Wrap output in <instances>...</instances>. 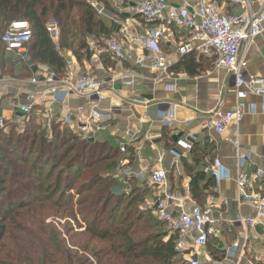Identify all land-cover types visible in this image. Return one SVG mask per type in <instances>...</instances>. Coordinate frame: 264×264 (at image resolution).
Here are the masks:
<instances>
[{
    "label": "trees",
    "instance_id": "trees-1",
    "mask_svg": "<svg viewBox=\"0 0 264 264\" xmlns=\"http://www.w3.org/2000/svg\"><path fill=\"white\" fill-rule=\"evenodd\" d=\"M92 1L109 4V0H0V37L15 20L27 21L32 31L27 62L8 58L0 41V72L27 79L32 75L29 64H42L60 78L66 64L56 47L70 51L80 64L89 60L87 40L109 38L114 32L92 8ZM48 18L56 22V41L46 31ZM196 66V57L190 53L172 69L194 73ZM31 115L24 118L27 126L22 133L14 135V127L9 133L6 128L0 132V152L7 159L6 167L0 163V264L186 263L178 259L175 239L165 224L141 208L147 187L131 181L124 185L127 191L113 193L122 159L119 147L85 139L56 120L48 134L45 125ZM191 150L195 159L205 152L196 145ZM201 176L191 177L192 197L199 203L196 187ZM74 179L81 182L75 191L60 192L59 182ZM53 219L69 222L64 225L65 234Z\"/></svg>",
    "mask_w": 264,
    "mask_h": 264
},
{
    "label": "crops",
    "instance_id": "crops-1",
    "mask_svg": "<svg viewBox=\"0 0 264 264\" xmlns=\"http://www.w3.org/2000/svg\"><path fill=\"white\" fill-rule=\"evenodd\" d=\"M171 1L179 7L183 2L194 4L197 0ZM218 1L223 13L243 11V7L237 3ZM250 6L253 12H259L264 9V0H250ZM118 13L114 11L104 18L114 31L112 36L118 37L119 25L113 23L110 17L126 21L138 33L145 30L140 20ZM187 39V34L176 30L173 39L161 43L174 77L171 81L155 82L153 73L141 71L130 62H114L113 66L105 67L103 62H94L93 59L80 65L70 51L60 50L59 54L65 61L66 69L72 67L82 73H93L105 83L106 99L99 104L105 129L89 133L87 138L107 141L117 147L127 144L130 155L122 154V159L126 158L125 161L136 170L146 168L145 173L158 168L165 170V185L148 189L144 204L151 206L163 194H168L172 199L171 207L181 205L187 211L194 206L211 207L213 219L216 220L215 234L206 247H191L185 258L178 257L187 264L192 258L198 264H264V230L238 220L239 217H254L255 210L249 199L240 198L237 193L234 180L236 152L231 145V141L237 139L248 154L242 168L248 177L258 168L264 170V100L252 94L248 96L245 113L237 129L230 126L221 136L201 130V123L207 116L233 108L236 103L234 82L229 72L216 68L211 59L204 57L196 58L197 66L192 69L194 73L184 69L174 71L172 67L183 57L177 54L176 49ZM11 56L18 59L13 54ZM245 58L246 73L264 78V25L261 34L246 47ZM29 69L32 75L27 79L5 76L0 72V117L6 124L23 120L16 112L15 105L32 89L30 79L52 71L42 64H29ZM130 77L133 84L127 86L124 81ZM89 101L84 96L70 95L65 104L38 103L34 114L45 124L69 119L68 126L78 132L75 111L81 107L87 115ZM180 139L196 145L200 152L205 149L204 154L198 157L200 161L195 159L194 151L184 152L176 147L180 158L174 159L169 150ZM140 158L144 163L140 162ZM214 159L219 162L223 173L219 186L215 185L213 174L203 172V166H211L209 164ZM200 174L203 179L198 180L196 190L202 203L193 199L191 193V177H199ZM121 185L116 186L121 188ZM254 187L264 188V175Z\"/></svg>",
    "mask_w": 264,
    "mask_h": 264
},
{
    "label": "built area",
    "instance_id": "built-area-1",
    "mask_svg": "<svg viewBox=\"0 0 264 264\" xmlns=\"http://www.w3.org/2000/svg\"><path fill=\"white\" fill-rule=\"evenodd\" d=\"M224 1L241 5L243 11L236 14L223 13L220 11L218 0H197L194 4L183 2L179 7L171 0H109V5L115 9L114 11L140 20L146 28L138 33L126 21L110 17L113 23L119 25L118 37L112 36L105 45V52L112 62H130L141 71L153 73L155 82L171 81L174 77L170 71L169 59L161 49V43L173 39L176 30L187 34V41L176 49L179 56L193 53L196 58L211 59L216 68L226 70L233 78L236 98L233 108L227 112L210 114L200 126L201 130L214 132L218 136L230 126L236 129L239 127L245 113V101L249 95L264 100V78H256L246 73L245 58L246 47L262 32L264 9L253 12L250 0ZM90 4L100 17H109L103 4L94 1ZM46 31L53 41L57 40V25L54 20L49 21ZM31 35V27L27 21L15 20L6 26L0 41L7 53L27 62L29 61L27 44ZM56 50L60 51L58 47ZM132 80L131 77L127 78L124 81L125 85L131 86ZM29 84L32 89L15 105L16 112L23 119L35 112L38 103L65 104L70 95H77L91 100L87 115L81 107L75 111L78 133L89 139L87 138L89 133L105 129L102 119L104 116L99 105L106 99L105 83L93 73H82L68 67L60 78L53 71H49L31 78ZM51 122L44 125L49 128ZM62 122L68 126L69 119ZM5 128V120L0 117V132ZM231 145L236 152L234 180L237 193L240 198L249 199L255 210L254 217H239L238 220L250 227L258 226L264 230V188L254 187L256 181L263 177L264 170L258 168L248 177L242 170L248 154L240 147L237 139L232 140ZM175 147L187 152L191 150L192 144L184 139L176 141L174 148L169 152L174 159H179L180 154L175 151ZM119 150L121 154L129 155L127 144H121ZM125 160L126 158L121 159L115 172L114 178L117 183L127 187L129 182L134 181L148 189H157L165 185L167 174L164 169L158 168L145 173L146 168L136 170ZM139 160L144 163L141 158ZM203 172L213 174L215 185L219 186L223 173L217 160L211 166L204 165ZM171 201L168 194H163V197H159L154 204L146 207L158 221L165 224L169 236L175 239L174 251L185 258L189 248L206 247L216 232V220L213 219L210 206H194L187 211L181 205L171 207ZM188 263L198 264V261L192 258Z\"/></svg>",
    "mask_w": 264,
    "mask_h": 264
},
{
    "label": "rangeland",
    "instance_id": "rangeland-1",
    "mask_svg": "<svg viewBox=\"0 0 264 264\" xmlns=\"http://www.w3.org/2000/svg\"><path fill=\"white\" fill-rule=\"evenodd\" d=\"M103 7L105 8V10L106 11H108V13H106L108 16H110L109 14H113L114 13V8H112L111 6H109V4L106 2V3H104L103 4ZM48 20L50 21L51 19L50 18H48ZM112 37V36H111ZM111 37H109V38H111ZM109 38H105L104 36H100V37H98V41H95V40H93V39H88L87 41H88V45H89V48H90V52H91V57H90V59L89 60H83L82 62H85L86 64L87 63H89L91 60H93L94 59V62H96L97 60L98 61H101V62H103V58L106 60V62L108 63V64H110V66H113V64H114V62H112L111 60H110V58H109V56L107 55V53L105 52V45H106V41L109 39ZM7 54V57L8 58H11L13 61L15 60V57L14 56H11V54H8V53H6ZM93 56L95 57V58H93ZM80 65H83V63L82 64H80ZM17 71H19V68H17ZM30 118H33L32 117V115L30 116ZM39 123V122H38ZM39 124H42V125H44V123H39ZM27 126V121L26 120H19V121H14L13 123H11L10 124V127H6V132L5 133H9V131H10V128L11 127H14L15 128V134L14 135H16L17 133H22L23 131H24V129H25V127ZM44 128H46L48 131V134H50V129L48 128V127H46V126H43ZM22 131V132H21ZM8 135V134H7ZM113 141V140H112ZM111 141V143H113ZM6 161H7V159H5L4 157H3V155H1V152H0V163H3L4 162V166L6 167ZM46 171V170H45ZM33 177H30V179H32ZM65 178H63V180H64ZM62 180V182H59V187H60V192H62V191H69L70 193L71 192H73V191H75V189H76V187H77V185L79 184V183H81L80 181H76L75 179L74 180H71L68 184H67V182L66 181H63ZM74 181V182H73ZM51 182L52 183H54V181H53V179H51ZM118 184H120V183H118ZM66 185H68L67 186V189H65V186ZM126 191V188H125V186H123V185H121V188L120 187H115L114 188V191H113V193L114 194H120V193H124ZM142 209H145V210H147L148 212H151V210L149 209V208H147L146 207V205L145 204H143V206L141 207ZM150 214H152V212L150 213ZM153 215V214H152ZM154 216V215H153ZM67 220H64V219H53V223L55 224V226L57 227V229L59 230V231H62V233L63 234H65V231L63 230L64 229V225L66 224V223H69V222H66ZM46 222H52V220L51 219H47V221ZM72 223V222H71ZM72 225V227H73V223L71 224ZM73 230H74V228H73ZM79 232V229H75L74 230V232ZM178 259H181L182 260V258L181 257H178ZM184 261V260H183ZM184 264H186V263H184Z\"/></svg>",
    "mask_w": 264,
    "mask_h": 264
}]
</instances>
